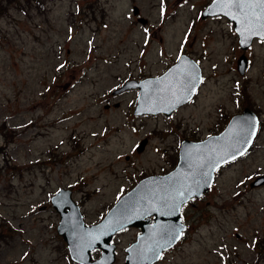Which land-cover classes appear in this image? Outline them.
Here are the masks:
<instances>
[{
  "label": "rangeland",
  "instance_id": "374dc122",
  "mask_svg": "<svg viewBox=\"0 0 264 264\" xmlns=\"http://www.w3.org/2000/svg\"><path fill=\"white\" fill-rule=\"evenodd\" d=\"M42 1L12 0L0 15V264H77L57 231L60 188L95 224L141 179L173 170L182 140L221 132L247 107L261 120L255 142L182 207L187 229L155 264H264V185L251 186L264 174V43L244 51L226 17L203 18L212 0ZM182 54L203 82L172 115H135L139 89L115 93ZM140 232L114 236V264Z\"/></svg>",
  "mask_w": 264,
  "mask_h": 264
},
{
  "label": "water",
  "instance_id": "95a60500",
  "mask_svg": "<svg viewBox=\"0 0 264 264\" xmlns=\"http://www.w3.org/2000/svg\"><path fill=\"white\" fill-rule=\"evenodd\" d=\"M133 10L136 15L140 12L138 6H134ZM219 15L226 17L233 23L239 37V45L244 51L253 45L255 39H259L253 37L247 44H241L240 40L243 37L239 36L236 30L237 22L221 14L214 0L202 12L203 18ZM139 21L142 24L148 22L146 18L141 17ZM237 66L241 74L246 73L249 58L245 53L238 58ZM182 71L193 72L198 78L190 98L181 90L184 76L178 75V73ZM202 81L203 70L200 64L193 57L182 54L163 74L141 80H129L115 93L138 88L139 95L134 109L135 115L164 113L170 116L175 110L195 97ZM170 83L175 84L173 89L175 96L171 92L164 91L170 86ZM177 97L181 98V102L172 107ZM242 128L245 131L242 132ZM259 128V115L247 107L242 113L233 115L221 132L199 141L182 140L179 149V161L173 170L165 174H154L141 179L118 199L101 221L95 224L86 223L81 206L74 199L72 189L60 188L51 197V202L60 215V222L57 226L58 234L63 236L66 241L73 261L78 264H114L117 258L116 244L112 242L114 236L126 228L137 227L141 229V232L137 235L136 241L126 248L127 255L124 264H155L164 252L172 249L180 241L187 229V225L182 219V207L192 198H199L209 191L215 182L217 170L226 163L235 160L231 159L233 155L237 159L242 156L239 154L240 151L245 154L250 149ZM147 144L148 139H143L137 145V150L142 152ZM210 161L215 167L209 168ZM202 173H208L207 183H204ZM261 185H264V174L258 176L251 183L252 187ZM185 186L191 188L192 198L187 200L178 212L172 215H164L162 212L151 210L160 207L159 200L152 199L153 194L163 196L165 191L171 193ZM122 214L127 215L130 219L121 230L111 231V226L120 219ZM172 229L182 231V235L178 239L170 240L166 232ZM101 231L104 232V235L95 241L91 248L80 250L83 241L100 234ZM97 248L102 250L101 256L93 258L92 251Z\"/></svg>",
  "mask_w": 264,
  "mask_h": 264
},
{
  "label": "snow or ice",
  "instance_id": "6c2138e0",
  "mask_svg": "<svg viewBox=\"0 0 264 264\" xmlns=\"http://www.w3.org/2000/svg\"><path fill=\"white\" fill-rule=\"evenodd\" d=\"M214 3L217 4L221 14L228 16L232 21L237 22L238 27L236 30L239 36L243 37V39L240 40L241 44H247L253 37L259 38L261 43H264V0H214ZM161 14H163V8H161ZM143 32L145 34L144 42L145 44H148L149 29L144 28ZM60 67L63 68L64 66L60 65ZM178 75L184 76L181 90L188 98H190L192 89L195 88L198 78L193 72L182 71L181 73H178ZM174 88L175 84L170 83V86L164 91L171 92L175 96V91L173 90ZM180 102L181 98L177 97L172 107H175L176 104H179ZM241 131L243 132L245 130L242 128ZM244 142H247V140H244ZM239 154L244 155V152L240 151ZM231 159H236V156L233 155ZM208 166L209 168L215 167L211 161ZM202 177L204 178V183H207L208 173H202ZM241 183H243V181H241ZM191 198L192 190L187 186L177 189L171 193L165 191L163 196L153 194L152 199L159 200L160 207L152 208L151 210L162 212L164 215H172L173 213L178 212L181 206ZM129 219L130 217L122 214L120 219L111 226V231L121 230ZM102 235H104L103 231H101L100 234L83 241L80 245V250L83 251L85 248H91L94 242L98 241ZM166 235H169L170 240L178 239L182 235V231L172 229L171 231L166 232ZM80 258L83 259L82 256H80Z\"/></svg>",
  "mask_w": 264,
  "mask_h": 264
},
{
  "label": "trees",
  "instance_id": "16d2710c",
  "mask_svg": "<svg viewBox=\"0 0 264 264\" xmlns=\"http://www.w3.org/2000/svg\"><path fill=\"white\" fill-rule=\"evenodd\" d=\"M12 0H0V15L4 14L8 10V5L11 3ZM33 2H42V0H32Z\"/></svg>",
  "mask_w": 264,
  "mask_h": 264
}]
</instances>
